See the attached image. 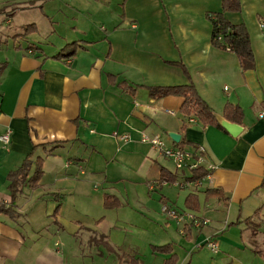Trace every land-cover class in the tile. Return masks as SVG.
<instances>
[{"label":"crops","instance_id":"1","mask_svg":"<svg viewBox=\"0 0 264 264\" xmlns=\"http://www.w3.org/2000/svg\"><path fill=\"white\" fill-rule=\"evenodd\" d=\"M21 2L18 9L37 10L45 24L42 18L27 19L36 30L24 35L28 24L9 26L5 34L14 43L0 48V135L10 130L9 142H0V204L11 200L8 172L27 155L43 157V173L37 187L19 186L13 202L18 216L0 214V264H165L170 254L176 256L172 264H264V0H240L239 12L225 14L248 32L254 56L248 70L240 68L233 52L210 42L206 14L219 11L221 0ZM1 12L9 24L18 15L9 8ZM72 41L82 45L74 55L52 57ZM31 43L39 49L29 50ZM188 81L220 125L227 121L225 104L241 107L235 136L192 118L181 130L180 98H152L145 87ZM166 111L178 113V119L170 121ZM113 131L130 139H116ZM169 132L192 142L183 148L201 149L206 175L188 179L190 170H176L157 148L140 140L142 134L159 135L174 146ZM117 166L139 172L134 180L148 191L160 189V203L181 213L180 219L145 217L162 222V233L130 223L131 233L148 246V257L136 251L126 257L131 233L105 215L87 222L80 206L86 197L95 200L89 203L97 210L104 193L116 195L109 190L123 177L115 180ZM162 167L176 174L174 182L156 183ZM33 170L32 164L29 175ZM95 179L104 185L99 199ZM167 184L187 190L177 192L182 209L165 192ZM208 189L220 193L207 195ZM190 193L197 208L184 204ZM188 213L207 223L194 225ZM208 240L215 242L216 252L205 245ZM163 244L171 245L170 253L154 249Z\"/></svg>","mask_w":264,"mask_h":264},{"label":"trees","instance_id":"2","mask_svg":"<svg viewBox=\"0 0 264 264\" xmlns=\"http://www.w3.org/2000/svg\"><path fill=\"white\" fill-rule=\"evenodd\" d=\"M240 0H221V9L216 12L207 13V19L211 24L210 30V42L213 46L233 52L239 61L240 68L242 70H248L254 67V56L251 50L250 39L245 26L242 23H233L228 20L226 13H236L240 11ZM36 30L35 24H28L23 29V34H28ZM82 45L78 41H72L65 44L59 51H57L53 58H70L75 54L78 48ZM29 50H38L39 47L34 44L28 45ZM183 71L186 72V68L180 63ZM4 68V63L0 62V73ZM119 85L124 87H131L126 81L119 82ZM147 88L148 95L152 98L160 97H177L180 98V105L178 112L181 118V130L187 125V119L192 118L203 126L213 125L222 130H225L217 120L215 111L205 102V100L199 95L196 87L191 81L184 84L174 85H153L145 86ZM223 117L230 122L240 124L243 118V111L237 104L227 103L223 107ZM226 131V130H225ZM192 142L181 137L178 142H174V146L183 148L184 145H189ZM194 147L196 145H193ZM42 156L27 155L22 164L15 170L8 172L7 174V188L10 194V202L8 205L0 204V214L7 215L9 217H16L19 215L14 207V199L19 186L26 182L29 187L35 188L38 186L39 180L43 173L42 170ZM34 165L33 172L29 175V168ZM191 176L188 179L198 180L207 174V169L198 166L190 170ZM175 173L169 171L165 167L160 168L159 177L156 180L157 184H161L163 181L172 183L176 180ZM218 189H208L207 195H219ZM184 204L187 208H197L196 196L192 193L188 194L184 199ZM121 205L119 198L114 194L104 193L103 195V207L116 208ZM258 212L255 210L254 214ZM243 222H250L249 218L242 220ZM155 250L170 253L171 245L163 244L160 246H154ZM175 254H170L165 260V264H172L175 260Z\"/></svg>","mask_w":264,"mask_h":264},{"label":"rangeland","instance_id":"3","mask_svg":"<svg viewBox=\"0 0 264 264\" xmlns=\"http://www.w3.org/2000/svg\"><path fill=\"white\" fill-rule=\"evenodd\" d=\"M20 4H22L21 0H0L1 9L9 8L14 12V14L15 13L18 14L14 23L9 24L7 20L9 18H7L6 13L5 12L0 13V48L5 43H7L9 46H12V44L14 43L13 38L6 36L5 34L6 33L5 30L9 26H14V27L19 26V28L21 27L22 29V26H25L26 24L31 23L32 20H29L28 22H24V21H27V19H33L32 17L39 16L38 13H36L38 12L37 10L30 11L29 13H27L26 11H22V9H18V6ZM195 15H196V20L198 21L199 17L197 14ZM38 18H39V21L42 18L43 22H41V25L43 26V24H45V17L44 19L43 17L41 18L38 17ZM206 20H207V24H210L209 20L208 19ZM20 23H24V24L20 25ZM39 25H40V22H39ZM99 25L100 26L103 25V22H100ZM5 39H7L6 42L4 41ZM18 39L23 44V41L25 39H22V37L21 38L19 37ZM166 112L170 116L168 118L170 121H176V118L178 119L179 117L178 113L176 114V116H174L172 115L171 112H168V111ZM74 149H75V145L71 147V149L69 150L70 151L69 153H73ZM104 161L105 160L101 159L99 163L102 167L104 166V163H105ZM107 161L108 160H106V162ZM167 165L173 168L171 163H167ZM116 170L117 172L115 174V177L117 178L115 180H117L120 176H123V177L118 179L114 183L111 182L110 185H113V188H110L111 190L109 191L114 192L117 195V197L119 198L121 202V205L113 209H106L97 200L98 207H97V210H95V208L94 209L92 208L93 202L95 200L91 199L89 202L93 200L94 201L92 203H89L87 198L84 197V200L83 202H81L80 206H82V211L87 214V215L84 214L87 217L86 221L89 222L91 219H94V217H100V216L105 215L106 218L109 219L110 217L111 218L110 220L114 221L117 225L119 224L121 226H124L126 228L125 232L127 234L131 233L130 223H136L137 225H142V226L147 227V230L155 229L158 232L162 233V228L160 227L163 224L162 222H158L157 220H150V219L145 218L149 214H153L155 216L156 214L160 216H165L163 212H160V209H161L160 206H162V204L164 203L163 202L161 204L159 201V198L161 196L160 189L158 190L156 189L155 191H148L147 185H145V183L141 184L138 181L134 180L133 179L134 174H138L139 172L134 173L132 170L125 169L119 166L116 167ZM92 183L94 185L93 187L94 188L97 187L98 189L97 199L101 198V194L103 191L102 189L104 185L98 179H95ZM184 189L185 188L182 189L178 187L176 184H171V185L167 184L164 188L165 192H167V194L174 199L175 201L174 204L179 205L178 209H182V206L179 204L180 197L177 196V192L179 193V195H183L184 192H187V190H184ZM139 203L143 204L142 208L144 210H139V208L137 207V206H140ZM123 221H126V223H122ZM133 234L134 233L130 234V237H131L130 242L132 243V246L131 248L126 250L125 256L128 257L130 255H134L136 251L138 254L148 257V252H149L148 246L146 245V243H144V240H141L139 238L138 235H133Z\"/></svg>","mask_w":264,"mask_h":264},{"label":"built area","instance_id":"4","mask_svg":"<svg viewBox=\"0 0 264 264\" xmlns=\"http://www.w3.org/2000/svg\"><path fill=\"white\" fill-rule=\"evenodd\" d=\"M111 136L121 141H124V142L130 139L129 134L127 133L119 134L116 131L111 132ZM9 140H10V130H6L3 134L0 135V142L8 143ZM140 140L142 142H147L151 146L157 148L165 157H167L173 162L176 170L182 169V168H187L188 170H191L193 168H196L202 165V153H201V149L199 148L186 149V148H180L176 146H167L159 135L148 136V135L142 134L140 136ZM208 168H210V166H208ZM161 212H163L165 216L171 219H180L181 217L180 216L181 213H179L178 210H176L175 208H171L166 203L162 204ZM187 215L190 218H192L194 225L199 226V225L207 223V219L198 218L194 216L192 217V215L189 213ZM205 245L212 252L217 251L216 244L212 240L206 241Z\"/></svg>","mask_w":264,"mask_h":264},{"label":"water","instance_id":"5","mask_svg":"<svg viewBox=\"0 0 264 264\" xmlns=\"http://www.w3.org/2000/svg\"><path fill=\"white\" fill-rule=\"evenodd\" d=\"M221 125L232 136H235L241 130V127L238 124H236V123H231V122H228V121H222ZM168 135L170 136V138L174 142H178L179 139H180V134H178V133L169 132Z\"/></svg>","mask_w":264,"mask_h":264}]
</instances>
